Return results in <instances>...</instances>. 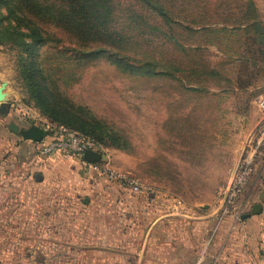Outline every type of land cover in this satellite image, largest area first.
<instances>
[{
    "label": "rangeland",
    "instance_id": "rangeland-1",
    "mask_svg": "<svg viewBox=\"0 0 264 264\" xmlns=\"http://www.w3.org/2000/svg\"><path fill=\"white\" fill-rule=\"evenodd\" d=\"M71 2V16L99 38L84 30L78 43L77 32L60 35L48 22L43 29L62 41L28 52L8 43L6 29L30 41L34 21ZM120 60L154 73H132ZM4 81L0 264H83L75 253L97 244L88 233L98 228L85 227L93 219L120 220L126 238L134 232L139 263L151 221L166 212L151 204L220 208L264 127L256 103L264 95V0H0ZM57 123L100 140L107 166L158 194L136 196L75 158L41 156L16 132L49 134Z\"/></svg>",
    "mask_w": 264,
    "mask_h": 264
},
{
    "label": "crops",
    "instance_id": "crops-1",
    "mask_svg": "<svg viewBox=\"0 0 264 264\" xmlns=\"http://www.w3.org/2000/svg\"><path fill=\"white\" fill-rule=\"evenodd\" d=\"M36 129H19L17 134L27 143H36L32 139ZM257 140L247 145V150L256 147ZM251 184L244 191L249 204L242 214L252 204L259 203L258 214L236 220L231 213L219 219L221 210L217 207H172L157 202L151 204L150 210L159 207L158 210L166 209V212L151 221L139 263L136 239L131 238L135 233H129L126 238L121 233L120 220L114 219L88 220L85 226L89 225L88 230L93 225L100 228L95 234L88 233L89 240L95 239L97 244L74 252L76 258L80 256L83 264H263L260 244L264 240V153L261 150L255 154ZM125 242L128 247L121 249Z\"/></svg>",
    "mask_w": 264,
    "mask_h": 264
},
{
    "label": "built area",
    "instance_id": "built-area-1",
    "mask_svg": "<svg viewBox=\"0 0 264 264\" xmlns=\"http://www.w3.org/2000/svg\"><path fill=\"white\" fill-rule=\"evenodd\" d=\"M259 108L264 110V95L256 98ZM51 133H46L41 141L37 142V150L41 156H56L75 158L88 170L104 175L108 180L116 183L120 188L136 196L154 197L158 191L150 184L140 182L130 174H124L106 165V160L87 162L82 159L85 151L91 150L105 154L103 146L91 137L84 136L65 126H48ZM256 147L250 148L240 160L233 176L223 190V202L219 210L222 214H234L238 220L249 204L244 197L246 188L252 187L253 163L258 151L264 153V127L259 130ZM242 199V200H241ZM241 200V201H240ZM260 251L264 259V240L260 244ZM264 264V263H263Z\"/></svg>",
    "mask_w": 264,
    "mask_h": 264
},
{
    "label": "trees",
    "instance_id": "trees-1",
    "mask_svg": "<svg viewBox=\"0 0 264 264\" xmlns=\"http://www.w3.org/2000/svg\"><path fill=\"white\" fill-rule=\"evenodd\" d=\"M137 1L138 2L139 1L145 2L146 0H137ZM49 3L50 2L47 1V4H49ZM83 4H84V1H83ZM76 5H77L76 2H71L70 5H69V3L64 4L59 8V12H58L56 17H53V18L41 17V18L37 19L36 21H34L33 24L31 25L32 28H30V31H32V32L27 34V37L30 38V41L24 39V37L22 36V33H17L15 30L6 29L5 33H6V36L8 37L7 38L8 43H10L11 45H14V46H18L23 51L28 52V51H30L32 45L35 43H39L40 45H43L46 42L50 41L51 38H55L58 41H62L61 37L58 36V33L47 31L46 29H43V27L45 25H47L48 22H50L51 24L54 23L55 26L59 27L62 30V33H60V35L63 34V35L68 36L69 33L68 34L65 33V32H67V29L72 30V34L77 32V35H78L77 42L78 43H81L80 42V33H83L86 35L84 30L92 33L95 38H99V35H100L99 30H96L94 28L92 29V28L85 26L83 24V18L71 16L69 8L71 10H75ZM46 7L51 9L53 6H52V4H49V5H46ZM161 15H163L164 19H166L165 14H162V12H161ZM102 29H104V28H102ZM119 63H120V66L125 67V66H123L124 64L121 60L119 61ZM129 67H131V68H129ZM140 67H145V66L143 65ZM125 69H130V72H132V73L151 74L153 72L152 70H148L147 68L132 67L130 64H126ZM56 126H65V127L69 128L71 130H74V131H76V132H78L84 136L91 137L94 140H96L98 143L101 144L100 140H98L94 136H91V135H88V134L82 132V130L77 129V127H73V126H70L68 124H63V123H60V124L57 123Z\"/></svg>",
    "mask_w": 264,
    "mask_h": 264
},
{
    "label": "water",
    "instance_id": "water-1",
    "mask_svg": "<svg viewBox=\"0 0 264 264\" xmlns=\"http://www.w3.org/2000/svg\"><path fill=\"white\" fill-rule=\"evenodd\" d=\"M5 87H6V82L4 81L0 84V102L4 101L6 99V92H3V89H5ZM1 106H3V104H1ZM15 129L16 128H14V130ZM45 134H46V131L44 129L37 127L35 133L32 135V139H34L36 142H39L42 140V138L45 136ZM82 159L84 161H87V162H96V161L106 160L107 156L105 154L100 153V152L87 150L82 155ZM203 207L206 208L208 206L204 205ZM260 211H261V205L259 203H254V204H252L250 210L248 212L242 214L240 216V218L250 217L251 215L258 214Z\"/></svg>",
    "mask_w": 264,
    "mask_h": 264
},
{
    "label": "flooded vegetation",
    "instance_id": "flooded-vegetation-1",
    "mask_svg": "<svg viewBox=\"0 0 264 264\" xmlns=\"http://www.w3.org/2000/svg\"><path fill=\"white\" fill-rule=\"evenodd\" d=\"M3 110H5V109L3 108ZM1 112H2V109H1Z\"/></svg>",
    "mask_w": 264,
    "mask_h": 264
}]
</instances>
